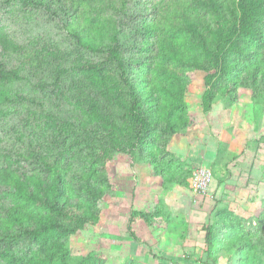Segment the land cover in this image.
I'll return each instance as SVG.
<instances>
[{"label": "trees", "instance_id": "obj_1", "mask_svg": "<svg viewBox=\"0 0 264 264\" xmlns=\"http://www.w3.org/2000/svg\"><path fill=\"white\" fill-rule=\"evenodd\" d=\"M132 2L0 0V13L14 21H30L36 10L62 14L70 39L22 45L0 21V121L20 114L13 131L26 139L2 151L0 137V264H99L93 254L70 257L62 239L103 223L114 153L140 154L163 183L193 190L192 169L168 148L192 124L183 102L189 70L203 73L204 112L219 100L231 106L243 87L263 97L264 0L150 1L146 14L157 20ZM8 58L17 61L9 66ZM21 82L33 91L14 88ZM49 94L79 112H61ZM214 209L202 226L205 263L234 251L238 264H261L264 213L252 226ZM145 216L129 215L137 242L138 218L150 224Z\"/></svg>", "mask_w": 264, "mask_h": 264}, {"label": "rangeland", "instance_id": "obj_2", "mask_svg": "<svg viewBox=\"0 0 264 264\" xmlns=\"http://www.w3.org/2000/svg\"><path fill=\"white\" fill-rule=\"evenodd\" d=\"M60 1L70 3L76 0ZM135 1L141 2L137 5ZM150 1L158 0H133L130 9L134 10L145 5L146 8L141 15L143 17L147 15L146 19L157 20L158 16L152 14L153 12L146 14ZM30 17V21H14L10 15L0 13L1 23L8 25L9 32L22 45H29V40L32 38L42 43L54 40L64 44L70 41L68 32L63 26L65 19H62V14L53 18L43 10H36ZM66 46L68 44L63 45ZM16 61L17 59L13 58L7 59L9 66ZM246 64L252 63L248 61ZM187 77L189 85L183 102L192 124L182 136L173 137L168 142L169 151L192 169L190 153L194 149L197 150L196 153L199 152L198 148L206 146L208 139L209 141H212V138L217 139L219 155L210 163L213 176L218 177L219 184L234 185L231 186L233 189L231 191L238 189V192L233 195V200L225 196L213 198L210 206L216 207L214 210L230 211L235 216L247 220V224L255 226L258 218L264 213V95L261 98H253L251 90L243 87L238 90L237 100L231 106L228 107L226 101L219 100L211 110L204 112L201 106V93L204 90L203 73L189 70ZM14 88L21 92L33 91L32 84L26 82L15 83ZM49 96L51 103L56 101L61 105L58 109L61 112L65 114L79 112L73 111V104L68 105L62 97L55 99L54 94ZM224 111L229 114L224 116ZM15 115L21 118L17 113L0 121V137L5 136L1 144L2 151L10 146L21 147L26 144V139L18 141L13 131L18 121ZM225 135H229V142L221 140ZM198 154L202 156L201 153ZM112 156L113 159L107 168L113 189L101 202V208L106 211L103 223L86 225L76 234L68 235L62 240L68 245L70 257L93 254L99 259V264H162L160 249L163 244L162 239L174 237L179 244H172L169 240V242L163 241L166 243V248H174L181 246L186 237L185 220L189 205L194 203L192 200L194 191H191L188 185L171 186L163 183L160 175L153 172L147 161L148 158L141 157L140 154L129 157L114 153ZM243 156L244 159L241 158ZM234 158L251 163L248 175L243 171L244 166H241V163L238 166L236 175L239 177V184H236L237 181L235 184L228 182L232 171L226 166ZM169 159V156H166L161 162L165 163ZM12 198L17 199V196L13 195ZM132 209L145 211L147 214L145 217L150 221L147 225L138 218L136 232L139 242L132 239L127 229ZM211 213L209 223L213 218ZM202 246L203 244L195 251L201 254V259L205 262ZM33 249L37 251L38 247ZM190 251L192 255L194 252ZM258 256L263 260L261 264H264V250H260ZM238 257L234 251L221 252L217 264H238ZM188 259L183 258L178 264H189L186 263ZM1 264H3L2 260Z\"/></svg>", "mask_w": 264, "mask_h": 264}, {"label": "crops", "instance_id": "obj_3", "mask_svg": "<svg viewBox=\"0 0 264 264\" xmlns=\"http://www.w3.org/2000/svg\"><path fill=\"white\" fill-rule=\"evenodd\" d=\"M225 114H229V113H227V111H224V116ZM221 140L229 142L230 137L229 135H225L224 138H221ZM218 142L219 141L217 139L212 138V141H209L208 139V144L206 146H202L198 148V150H200L199 152L196 153L197 150L194 149L192 153H190L191 154V158H190L191 167L193 168L196 165H203L206 167H210V163L213 161L214 158H216V148H217ZM198 153H201L202 156L199 155ZM241 158L244 159V156ZM243 159H240V158L236 160L234 159L233 161L227 164L226 167L232 171L230 175V179H228L229 180L228 182H232L233 184H235L237 181L236 184H239L238 183L239 177L236 175L237 173L236 170L238 166L240 165V163H241V166H244L243 171L246 172V174L248 175L251 163L250 162L247 163V161L245 162ZM247 175H245L246 178H247ZM221 184L218 183V177L215 176L211 184V187H210L209 197H206L205 199L197 198V200L194 203H191L189 205L188 207L189 210H188V213L186 215V220H185L187 224V233H186V237L184 241L181 243V246L178 245V247L176 246L174 248H166L165 247L166 240L167 241L169 240L172 244H175V245L179 244V241H175L174 237H171V238L167 237V239H162L161 243L163 244L160 247L161 257L163 260L162 264H178L182 262L183 258H189L186 261V263H189V264H206L201 259L202 258L201 254L195 251V249L196 248L199 249L200 246L204 243L205 233L202 229V226L203 224L208 223L210 221L209 220L210 213L212 209H214L212 205L210 206L212 199L217 198V197L221 198V196L222 197L225 196L233 200V195L237 194L238 192V189H236L235 191H231L233 190L231 186H234V185H230L229 183L228 184L221 183ZM188 250L189 251L192 250L194 253L191 255L190 253L191 251L189 252ZM197 260H199V262H197Z\"/></svg>", "mask_w": 264, "mask_h": 264}, {"label": "built area", "instance_id": "obj_4", "mask_svg": "<svg viewBox=\"0 0 264 264\" xmlns=\"http://www.w3.org/2000/svg\"><path fill=\"white\" fill-rule=\"evenodd\" d=\"M192 189L194 191V202L197 198H206L210 195V187L213 182V173L209 167L196 165L192 168Z\"/></svg>", "mask_w": 264, "mask_h": 264}]
</instances>
